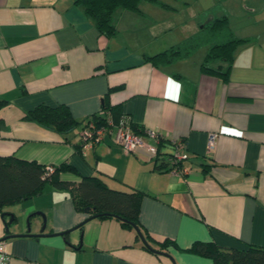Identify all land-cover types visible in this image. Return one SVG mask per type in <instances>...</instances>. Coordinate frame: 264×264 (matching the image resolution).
<instances>
[{
  "label": "crops",
  "instance_id": "crops-1",
  "mask_svg": "<svg viewBox=\"0 0 264 264\" xmlns=\"http://www.w3.org/2000/svg\"><path fill=\"white\" fill-rule=\"evenodd\" d=\"M76 1L0 0V156L67 163L77 174L62 173L63 181L97 176L113 190L143 193L141 225L175 246L155 253L115 218L87 221L67 190L49 184L42 195L14 205L33 215L32 235L44 227L38 213L47 223L39 239L0 243L9 264H213L188 250L196 242L264 248V0H239L232 15H223L234 19L238 38L250 39L234 53L229 82L203 76V57L159 67L146 62L176 43L159 13L121 11L117 34L107 38ZM41 105L68 106L83 123L106 106L115 125L127 116L133 128L160 133V160L183 139L189 171L160 172L157 157L127 154L111 134L79 152L84 127L69 143L24 119ZM11 231L27 234L28 225L16 223Z\"/></svg>",
  "mask_w": 264,
  "mask_h": 264
},
{
  "label": "trees",
  "instance_id": "trees-1",
  "mask_svg": "<svg viewBox=\"0 0 264 264\" xmlns=\"http://www.w3.org/2000/svg\"><path fill=\"white\" fill-rule=\"evenodd\" d=\"M144 2H152L166 9L170 8L159 0L76 1L84 9L86 15L94 21L99 33L107 38L117 34L116 17L119 12L142 13L141 5ZM249 41L250 39L238 38L230 27L228 17L222 16L213 19L203 28L201 27L198 34L189 37L183 43L174 45L154 56H146L145 59L146 62L155 67L167 66L191 57L197 49L207 45L209 50L200 66L202 75L229 82L234 53L240 45ZM109 114L112 117L111 110L105 106L90 121L99 128H108ZM24 119L57 132L69 143L71 142L69 135L79 127L85 128L89 123V121L86 123L77 121L69 107L65 105L57 107L38 106L28 112ZM133 130L138 135L145 133L138 128H133ZM75 146L79 152L83 150L81 141ZM171 155L160 160V158L158 159L159 152L155 169L160 172L171 171ZM49 167L53 168V172L50 174ZM65 172L77 174L76 169L67 163L57 167L44 166L34 161L0 156V214L11 206L42 195L47 185L50 184L57 189L67 190L72 197L76 210L88 215L87 221L115 218L121 222L123 228L135 231L138 241L141 240L140 232L147 241V244L143 243L144 247L155 253L164 252L168 247L175 246V243L170 239H165L162 242L157 241L141 225L139 217L145 196L143 193L136 190L130 192L113 190L97 176L83 177L79 183L63 181L60 176ZM135 227L138 228L139 232ZM188 252L211 259L213 264H264V248L251 245L245 249H228L213 242H196Z\"/></svg>",
  "mask_w": 264,
  "mask_h": 264
},
{
  "label": "rangeland",
  "instance_id": "rangeland-1",
  "mask_svg": "<svg viewBox=\"0 0 264 264\" xmlns=\"http://www.w3.org/2000/svg\"><path fill=\"white\" fill-rule=\"evenodd\" d=\"M237 1V2H236ZM162 0L169 9L154 4L152 2H144L141 8L149 13L154 11L159 13L160 18L165 22L162 24L167 30V35L172 34L175 45L183 43L189 37L200 32L201 27L211 18L223 16L225 13L232 15L237 5H240L239 0ZM147 9V10H146ZM230 24H235L234 19L230 20ZM200 28V29H199ZM170 29V30H169ZM169 30V31H168ZM209 50V46L204 45L194 52L191 57L193 61L203 60ZM204 55V56H203ZM15 215L16 221L21 228H27L29 215L23 213L22 205L8 208ZM26 214V215H25ZM8 221L11 218H7ZM43 222V221H42ZM13 224V225H14ZM3 226L2 214H0V226ZM4 227V226H3Z\"/></svg>",
  "mask_w": 264,
  "mask_h": 264
},
{
  "label": "built area",
  "instance_id": "built-area-1",
  "mask_svg": "<svg viewBox=\"0 0 264 264\" xmlns=\"http://www.w3.org/2000/svg\"><path fill=\"white\" fill-rule=\"evenodd\" d=\"M108 128H99L95 123L89 121L88 125L83 128L80 141L83 149L93 148L100 143L106 134L113 136L114 142L119 145L125 153L133 154L139 150L148 152L153 157L159 154L158 145L162 142L163 137L155 130H147L143 135L134 132L131 119L127 116L121 117L117 125L114 124L111 115H108ZM112 128V129H111ZM216 135H212L209 142V149H213ZM152 141V142H149ZM154 142V143H153ZM174 151L171 155V171L176 175H185L189 171L183 166L188 160L186 152V143L183 139L173 141ZM49 174L53 172V168L49 167ZM0 264H9V256L6 251L0 247Z\"/></svg>",
  "mask_w": 264,
  "mask_h": 264
},
{
  "label": "water",
  "instance_id": "water-1",
  "mask_svg": "<svg viewBox=\"0 0 264 264\" xmlns=\"http://www.w3.org/2000/svg\"><path fill=\"white\" fill-rule=\"evenodd\" d=\"M212 20H213V18L211 17L204 25L208 24ZM203 26H202V28H203ZM38 214H39V216H41L43 218V222H44V227L41 229V233L40 234H36V235H32L31 234V223H30V221H31V218L33 217V215H32L28 219V231H27V234H24V235H13L12 231H11V226L15 223L16 217H15V215H12V214L3 213L2 214V218H3V226H4L5 236L0 239V243L4 242V241H6V240H8L10 238H14V237L28 236V237H34L36 239H39V238L43 237L44 236L43 232L45 231V228H46L47 218L42 213H38ZM6 218H11V220L7 221ZM135 229L139 232L137 227H135ZM69 232H71V231H68V232H65V233H61L60 235L64 236V235H66ZM139 236H140L142 242L147 244L146 239L143 237V235L140 232H139Z\"/></svg>",
  "mask_w": 264,
  "mask_h": 264
}]
</instances>
